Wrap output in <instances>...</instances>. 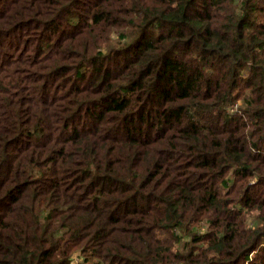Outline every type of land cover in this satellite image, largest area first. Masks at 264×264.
I'll use <instances>...</instances> for the list:
<instances>
[{"label":"trees","instance_id":"16d2710c","mask_svg":"<svg viewBox=\"0 0 264 264\" xmlns=\"http://www.w3.org/2000/svg\"><path fill=\"white\" fill-rule=\"evenodd\" d=\"M0 264H264V0H0Z\"/></svg>","mask_w":264,"mask_h":264},{"label":"built area","instance_id":"2783aa9c","mask_svg":"<svg viewBox=\"0 0 264 264\" xmlns=\"http://www.w3.org/2000/svg\"><path fill=\"white\" fill-rule=\"evenodd\" d=\"M73 259H74V263H77L78 262V257L77 256L74 257Z\"/></svg>","mask_w":264,"mask_h":264}]
</instances>
